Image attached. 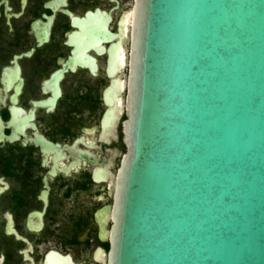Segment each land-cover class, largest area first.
<instances>
[{"label": "water", "instance_id": "obj_1", "mask_svg": "<svg viewBox=\"0 0 264 264\" xmlns=\"http://www.w3.org/2000/svg\"><path fill=\"white\" fill-rule=\"evenodd\" d=\"M127 32L105 264H264V0H133Z\"/></svg>", "mask_w": 264, "mask_h": 264}, {"label": "flooded vegetation", "instance_id": "obj_2", "mask_svg": "<svg viewBox=\"0 0 264 264\" xmlns=\"http://www.w3.org/2000/svg\"><path fill=\"white\" fill-rule=\"evenodd\" d=\"M132 4L0 0V264L106 263L124 109L115 138L101 118Z\"/></svg>", "mask_w": 264, "mask_h": 264}]
</instances>
